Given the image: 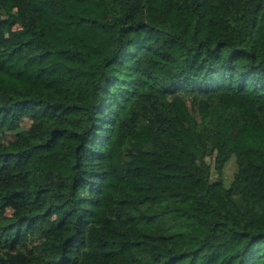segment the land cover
<instances>
[{
    "label": "trees",
    "instance_id": "trees-1",
    "mask_svg": "<svg viewBox=\"0 0 264 264\" xmlns=\"http://www.w3.org/2000/svg\"><path fill=\"white\" fill-rule=\"evenodd\" d=\"M0 264H264V0H0Z\"/></svg>",
    "mask_w": 264,
    "mask_h": 264
},
{
    "label": "rangeland",
    "instance_id": "rangeland-1",
    "mask_svg": "<svg viewBox=\"0 0 264 264\" xmlns=\"http://www.w3.org/2000/svg\"><path fill=\"white\" fill-rule=\"evenodd\" d=\"M30 125H31L30 119L28 117H25L22 128L28 129ZM8 138H11V136H9ZM236 171H237V168L234 162H231L227 165L224 171V181L227 185H230L231 182L233 181ZM214 178H216V174H214Z\"/></svg>",
    "mask_w": 264,
    "mask_h": 264
}]
</instances>
